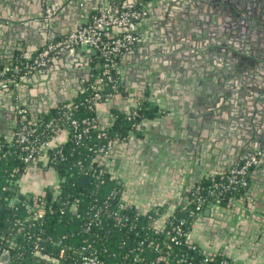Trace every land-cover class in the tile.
<instances>
[{"label": "crops", "instance_id": "crops-1", "mask_svg": "<svg viewBox=\"0 0 264 264\" xmlns=\"http://www.w3.org/2000/svg\"><path fill=\"white\" fill-rule=\"evenodd\" d=\"M98 2L99 0H0V16L15 19L0 21V64L13 63L19 58L32 59L49 40L65 36L84 22L85 14L95 12ZM118 2L119 0L114 6L117 7ZM187 3L189 0L179 2L181 7L172 6L175 14L161 18H155L160 9L155 8L153 3L149 15L132 27L138 34V41L132 50L119 58L116 72L123 94H117L103 102L97 109V117L102 126H109L115 121L116 113L127 112L144 100L150 101L159 109L155 118L139 122L136 131L115 141L109 153L112 159L103 157L98 160L102 167L123 181L124 198L144 210L154 206L173 209L179 198L189 193L200 178L224 175L239 157H244L239 152V147L234 148L233 152H227V144L215 131L208 133L204 139V158L201 163L204 170L200 176H195L193 170L186 179L181 180L179 176L176 179L177 173L172 172L171 167L161 170L154 163L149 164V158L145 154L146 142L152 143V148H159L158 141H155V137H161L159 130L174 123L175 116L178 117L185 110V103L199 102L201 95H205V90L201 89L203 85L195 79L194 66L184 55V50L176 49L177 45L181 48L183 43L187 47L200 43L189 36L186 41V38L183 39L185 42H180V29H185L182 23L183 9ZM48 6L57 8V12L46 20L44 14ZM24 17L30 18V22L18 21ZM162 19L167 20L168 30L164 26L163 31H160L163 24L159 20ZM166 34L168 44H164L163 36L166 37ZM172 42L175 51L169 48ZM70 54L63 58L58 56L46 69L24 74L16 79L0 76V137H9L14 132L19 107H27L33 115H38L41 109L50 107L44 110L47 111L70 102L84 91V84L92 77L96 67V59L85 48ZM145 63L148 70L144 69ZM143 137L144 140H140ZM68 138V129L60 128L50 146L61 145ZM152 151L154 152L153 149ZM160 157L161 152L150 156L153 161ZM117 161H120V166L115 170ZM58 182L59 175L53 167L33 168L22 176L19 191L37 194ZM248 193L255 199L257 207L263 209L264 157L250 172ZM161 223L162 219L155 225ZM192 238L200 249L210 252L227 251L237 263L264 264L262 225L252 218L233 213L220 201L210 203L199 214L192 227Z\"/></svg>", "mask_w": 264, "mask_h": 264}, {"label": "built area", "instance_id": "built-area-1", "mask_svg": "<svg viewBox=\"0 0 264 264\" xmlns=\"http://www.w3.org/2000/svg\"><path fill=\"white\" fill-rule=\"evenodd\" d=\"M56 12L57 8L48 6L44 14L45 19L49 20ZM85 15L86 20L84 22L82 21L65 36L49 40L32 59L25 60L24 58H19L17 62L0 64V76L34 73L38 70L48 68L55 58L67 51L85 48L89 49V51L95 50L96 54L94 56H97L98 59L92 77L84 84V91H88V96L85 98L87 109L95 111L103 102L109 101L117 94H121V87L116 79L119 58L124 53L132 50L136 45L138 34L132 27L145 19L148 15V10L144 5H140V7H119L117 4V7L114 6L112 9L104 8L93 13L87 12ZM12 19V17L0 16V21L15 20ZM30 20V18L26 17L18 19V21L24 23H28ZM107 89H111L112 91L106 93ZM63 108L62 115L64 121L68 125L67 129L69 133L70 130L74 132L76 143H81L91 128L95 129L98 127L95 117L77 118L74 115V111L77 108L76 105L65 104ZM29 112L30 110L27 107H19L17 111L18 126L14 134L16 137L14 143L19 149L18 155L25 165V170L21 171V176L19 177L15 173H12L6 179L5 185L0 187V193L6 192L10 187L15 188V195L9 201L10 207H15L17 204L31 200L29 216L26 218V221H30L35 217H41L46 213L49 206L46 201L47 190L49 189L54 195L53 198L56 199L60 194V184L63 181L58 170L54 168L58 164L59 155H62V151L60 148H57L52 152V148L56 146H50L51 141L41 139L35 128V123L29 118ZM135 116H138L137 110L129 111V120H132ZM52 126L56 127L58 124L56 125L51 122L47 124V127ZM98 136L100 138L105 137L106 133L101 132ZM115 141L111 140L101 147H91L90 149L97 154L100 160L109 155ZM3 148L4 146L0 144V160L2 157L12 155L11 150H3ZM261 157V151H254L245 158L236 161L224 173L223 181H216L215 177H212L213 184L209 189L202 192V187H196L192 193L190 191L180 197L173 209H169L168 206L152 207L156 209L149 216V221L150 225L154 228L155 237H142L141 235L139 236V232H136V237L133 239L134 243H130L131 236L127 235L126 238L121 240L120 248L122 250L118 252V254L122 255L121 258L125 260L122 264H188L191 259H189L187 252H182L174 256L175 248L177 247H185L187 250L199 251V255L202 257L204 263L212 261L216 254H221L224 264H240L231 258L227 251L210 252L200 249L193 241L192 227L199 214L210 203L222 201L221 196L223 193L234 187H249L250 172L260 164ZM78 165L82 173L89 176L88 182L90 179H93L103 183L106 175H109L116 181L117 186L110 192L109 197L115 199L121 195L122 202L119 204L118 210L110 212L108 215L113 218L115 226L119 229L127 227L132 231H137L138 227H140L138 223L139 216L152 208L144 210L128 202L124 198L125 184L123 181L114 177L112 172L107 171L100 164L101 169L91 164L88 167L84 166L81 160L78 162ZM50 167H53L59 175L57 185L46 187L37 194H27L19 191V184L24 174L33 168L46 169ZM20 194H24L25 196L23 201L19 199ZM78 201L75 199L67 201V203L75 205ZM106 204H109V200H106ZM225 204L233 213L258 221L264 230V208H258L255 199L249 193L230 197ZM130 208L136 212L134 219L128 213L125 214L120 211H126ZM176 209H180L183 213L186 212L187 215L178 216L175 214ZM102 215L103 209L97 208L92 215V220L97 224H101ZM160 219H162V223L156 226V222ZM36 248H38L37 245ZM4 252L13 254L12 246L10 245L5 248L2 253ZM104 254V252L100 251L92 243L84 245L81 250L80 264H113L103 259ZM112 254L116 256V253ZM64 255L65 249H61L59 257L62 259ZM13 256L11 261L14 263ZM0 264L4 263L0 260Z\"/></svg>", "mask_w": 264, "mask_h": 264}, {"label": "water", "instance_id": "water-1", "mask_svg": "<svg viewBox=\"0 0 264 264\" xmlns=\"http://www.w3.org/2000/svg\"><path fill=\"white\" fill-rule=\"evenodd\" d=\"M115 2L117 3V0H99L95 9L96 11L104 8L112 9ZM179 2L184 3L186 0ZM179 2L178 0L150 2L119 0L118 5L119 7L144 5L149 15L154 3V7L160 9L155 18H161L164 15L171 17V13L175 14L172 6L181 7ZM260 3L262 0H233L231 3L223 0H189L187 6L185 5L184 21H182L185 29H180V42L185 38L186 41L189 36L199 40L200 43L196 42L188 47L183 43L181 48L177 45L176 49L184 50V55L194 66L195 79L197 78L200 85H203L201 89L205 90V95H201L199 102L185 103L183 113L178 117L175 116L174 127L173 123L159 130L158 134L161 137H155L159 148H152V143L146 142L145 154L149 158V164L154 163L161 170L171 167L170 170L177 173L176 179L178 176L181 180L186 179L193 170L195 176H200L204 170L201 168L204 158V139L207 138L208 133L214 131L218 137L224 139L227 152H233L234 148L239 147V152L244 154V157H239L238 160L254 151H261V159L264 157V44H258V38L251 33L253 30L247 27V25L252 26L250 15L255 13L256 7L262 8ZM246 21L248 23H245ZM159 22L163 24L160 31H163L164 26L168 30L167 20L162 19ZM243 23L245 26L242 25ZM237 31L239 37L236 39V46L232 40ZM167 38V34L166 37L163 36L164 44H168ZM226 39L231 40L227 43ZM245 41L252 43L245 44ZM258 41L262 42V39ZM171 44L168 47L172 49L171 51H175L174 43ZM244 46L254 50V53H245ZM76 50L78 49L67 51L60 57H67ZM90 52L96 54L95 50ZM14 55L15 53L12 57ZM147 68L149 69L145 63L144 69L148 70ZM48 108L50 107H45ZM45 109H41L40 112H44ZM140 140H144V137ZM160 152L159 159L153 161L150 158L151 155ZM107 157L112 159L109 155ZM119 166L120 161H117L114 169H119ZM88 179L89 176L83 174L80 185L85 188ZM19 199L23 201L24 194H20ZM12 256V253L4 252L0 260L4 264H14L11 261Z\"/></svg>", "mask_w": 264, "mask_h": 264}, {"label": "trees", "instance_id": "trees-1", "mask_svg": "<svg viewBox=\"0 0 264 264\" xmlns=\"http://www.w3.org/2000/svg\"><path fill=\"white\" fill-rule=\"evenodd\" d=\"M94 59L98 62L97 56H94ZM17 61L14 60V62ZM10 76L12 79H16L22 75ZM110 91L112 90L107 89L106 93ZM120 92L123 94L121 88ZM87 96L88 91H82L70 102L38 115H33L31 111L28 113L30 120L35 123L38 135L41 139L47 141H51L60 128H68L62 115L65 104L77 106L74 115L79 119L95 117L98 127L91 128L79 144L75 142L74 132L70 130L67 142L59 145V147L52 148V152L57 148L62 151V155H59L58 164L54 168L58 170L63 181L60 184V194L56 199L53 198V193L49 189L47 190L46 201L49 206L43 216L26 221L29 216L31 200L10 207L9 201L15 195L14 187L0 193V256L2 251L11 245L15 264H80L81 250L84 245L90 243L105 253L103 259L107 262L122 264L125 260L121 258L122 255L118 252L122 250L120 248L121 240L126 238L127 235L131 236L130 243H134L133 239L136 237V232H139V236L142 237H155L149 216L154 213L156 208H152L139 216L138 223L140 227L137 231H132L127 227L119 229L115 226L113 218L108 215V213L118 210L119 204L122 202L121 195L115 199L109 197L110 192L117 186L116 181L106 175L103 183L90 179L84 188L80 185L83 173L78 162L81 160L84 166L88 167L91 164L101 169L97 154L90 148L101 147L111 140L115 141L128 136L136 131L139 122L155 118L159 109L155 104L144 100L129 110L138 111V116H135L132 120L128 119L129 111L118 112L114 122L109 126H102L97 117V110L87 109L85 103ZM50 122L58 124V126L47 127ZM17 126L16 124L11 136L0 137V144L4 146L3 150L9 149L12 151V155L2 157L0 160V187L5 185L6 179L12 173L19 177L21 171L25 170V165L18 155L19 149L14 143ZM101 132H105L106 136L100 138L98 135ZM213 177L216 181L224 180V175ZM212 184V177H202L195 182L191 193L198 186L202 187V192H204ZM248 191L249 187H234L222 194V201L220 202L226 203L230 197L247 194ZM191 197L193 196L191 195ZM75 199L79 200L75 205L67 203V201ZM106 200H109V204H106ZM97 208L103 209L101 224H97L92 220V215ZM120 211L121 213H128L132 219L135 218L136 212L134 209ZM175 214L178 216L187 215L186 212L183 213L180 209H176ZM36 245L38 248H36ZM61 249H65V255L62 259L59 257ZM182 252L188 253L189 259H191L188 264H224L221 254H216L212 261L204 263L199 251L187 250L185 247L175 248L174 256ZM112 253H116V256H113Z\"/></svg>", "mask_w": 264, "mask_h": 264}, {"label": "flooded vegetation", "instance_id": "flooded-vegetation-1", "mask_svg": "<svg viewBox=\"0 0 264 264\" xmlns=\"http://www.w3.org/2000/svg\"><path fill=\"white\" fill-rule=\"evenodd\" d=\"M223 2L231 3V2H233V0H223ZM260 4L262 5V8L256 7V9L254 10L255 13L250 15V17H252V21L250 20L252 23V26L247 25V27L249 29L253 30V31H251V33L253 35H255L256 38H258L257 43L260 45H263L264 44V0H262V3H260ZM245 23H248V22L246 21ZM245 23H243L242 25L245 26ZM238 37H239V31L234 33V40H232V42H234L236 46H237L236 39H238ZM260 39H262V42L258 41ZM230 40L231 39H226V42L228 43ZM244 43L245 44H251L252 41L251 42L245 41ZM243 51L245 53L249 52L250 54L254 53V50H252V49L249 50L248 46H246V47L244 46ZM260 54H261V52H260ZM255 55H258V54H255ZM242 156H244V154Z\"/></svg>", "mask_w": 264, "mask_h": 264}]
</instances>
